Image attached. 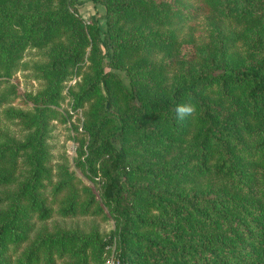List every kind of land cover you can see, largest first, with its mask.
<instances>
[{"label":"trees","instance_id":"1","mask_svg":"<svg viewBox=\"0 0 264 264\" xmlns=\"http://www.w3.org/2000/svg\"><path fill=\"white\" fill-rule=\"evenodd\" d=\"M32 1L0 0V54L51 42L50 91L67 68L84 70L76 101L87 102V143L77 160L119 226L96 243L33 232L34 221L95 209L69 178L51 180L33 130L12 144L25 167L7 164L0 147V264H89L88 247L112 242L114 264H264V0H175L184 10L168 0H90L103 6V37L74 0L43 10ZM12 21L21 25L14 38L3 30ZM134 24H171L172 33L134 35ZM189 101L194 114L178 120ZM40 114L18 111L27 126Z\"/></svg>","mask_w":264,"mask_h":264},{"label":"rangeland","instance_id":"2","mask_svg":"<svg viewBox=\"0 0 264 264\" xmlns=\"http://www.w3.org/2000/svg\"><path fill=\"white\" fill-rule=\"evenodd\" d=\"M34 7L42 10L53 6V0H33ZM171 6L184 10L187 3L168 0ZM73 6L81 17L90 21L93 14L96 15L99 25V35L104 36L105 30L102 4L96 3L94 6L90 0H74ZM194 23L192 29L195 34L200 31L199 21ZM171 24L157 29H148L143 24H134L129 27L134 35H154L171 34ZM9 37L14 38L21 34V25L12 21L3 27ZM178 31L177 40L187 36L186 25ZM182 46V44H181ZM52 52L51 42L36 46L25 44L20 48H14L9 52L0 54V147L5 146L4 160L11 164V160L16 158V164L23 167L24 151H19L17 157L12 153V144L21 143L26 135L33 130H39L41 142L45 155V166L52 181L70 179L80 193V197L85 199L88 194L92 195V208L94 211L83 215L64 217L53 214L44 221H34L33 232L64 231L74 233L76 240L88 236L92 241L101 242L117 231L119 220L112 214L110 205L107 204L101 195V183L97 177L90 178L85 172L84 165L77 159L83 156V150L87 143V133L85 130V111L87 102H77L76 95L81 87L86 84L87 77L84 70L74 74L68 68L63 77L58 81L54 91H50L45 67L50 61ZM161 55L152 58L160 60ZM123 81L126 82V74L123 69H115ZM42 108L39 115L40 121H35L27 126V121H23L18 115L19 110L27 111L34 115ZM135 184H140L133 179ZM44 194L50 198V189H46ZM66 191L61 190L58 196L65 195ZM47 229H45V228ZM79 242V241H78ZM118 246L112 242L102 249L88 247L89 264H113Z\"/></svg>","mask_w":264,"mask_h":264},{"label":"clouds","instance_id":"3","mask_svg":"<svg viewBox=\"0 0 264 264\" xmlns=\"http://www.w3.org/2000/svg\"><path fill=\"white\" fill-rule=\"evenodd\" d=\"M175 112L177 119L183 121L185 118L194 114L195 105H193L190 101L180 104L176 107Z\"/></svg>","mask_w":264,"mask_h":264}]
</instances>
